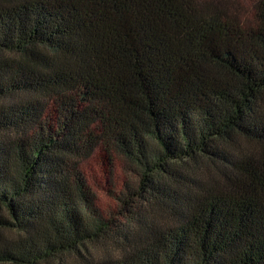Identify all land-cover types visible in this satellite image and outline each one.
I'll list each match as a JSON object with an SVG mask.
<instances>
[{
  "label": "trees",
  "instance_id": "obj_1",
  "mask_svg": "<svg viewBox=\"0 0 264 264\" xmlns=\"http://www.w3.org/2000/svg\"><path fill=\"white\" fill-rule=\"evenodd\" d=\"M0 264H264V0H0Z\"/></svg>",
  "mask_w": 264,
  "mask_h": 264
},
{
  "label": "rangeland",
  "instance_id": "obj_2",
  "mask_svg": "<svg viewBox=\"0 0 264 264\" xmlns=\"http://www.w3.org/2000/svg\"><path fill=\"white\" fill-rule=\"evenodd\" d=\"M105 165H102V167H99V174H97L98 179L101 177V181L99 182V185L96 186V193L98 195V202L101 205L103 209L112 210L115 213L116 218L119 220V223L123 228H131V225L129 224V221L131 217L124 216V213L122 214L121 206L117 204V201L114 199V195H111L110 189L107 187L103 171L105 169ZM118 180L117 182L119 184L118 188H114L116 191H120V184H122L124 181H130L132 183V180L135 181V177L131 175L130 173L127 174V171L121 170V168H118L117 170ZM130 176V177H129ZM134 184V183H132ZM136 204L132 203L135 207L131 210H134L133 216L139 215L140 217L145 216L148 214V216H152V204H148L146 201L141 200L139 198L133 199ZM131 208V206L129 205ZM123 246H121L119 243L115 241H95V242H88L86 243V248L83 249L84 253L87 256H94L96 259H114L119 258L121 251L123 250ZM73 261V257H69Z\"/></svg>",
  "mask_w": 264,
  "mask_h": 264
}]
</instances>
